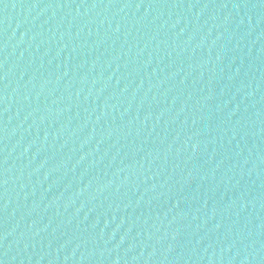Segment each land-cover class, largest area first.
<instances>
[{"label": "water", "instance_id": "obj_1", "mask_svg": "<svg viewBox=\"0 0 264 264\" xmlns=\"http://www.w3.org/2000/svg\"><path fill=\"white\" fill-rule=\"evenodd\" d=\"M0 264H264V0H0Z\"/></svg>", "mask_w": 264, "mask_h": 264}]
</instances>
